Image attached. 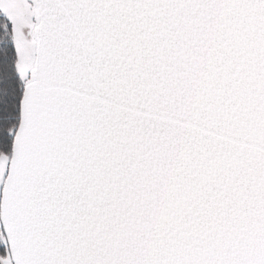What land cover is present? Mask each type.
Returning a JSON list of instances; mask_svg holds the SVG:
<instances>
[{
	"label": "snow or ice",
	"instance_id": "1",
	"mask_svg": "<svg viewBox=\"0 0 264 264\" xmlns=\"http://www.w3.org/2000/svg\"><path fill=\"white\" fill-rule=\"evenodd\" d=\"M0 264H264V0H0Z\"/></svg>",
	"mask_w": 264,
	"mask_h": 264
}]
</instances>
